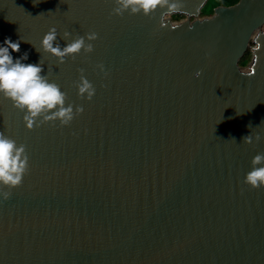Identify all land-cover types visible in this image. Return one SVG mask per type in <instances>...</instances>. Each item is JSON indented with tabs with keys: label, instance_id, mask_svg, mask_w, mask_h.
I'll return each instance as SVG.
<instances>
[{
	"label": "water",
	"instance_id": "water-1",
	"mask_svg": "<svg viewBox=\"0 0 264 264\" xmlns=\"http://www.w3.org/2000/svg\"><path fill=\"white\" fill-rule=\"evenodd\" d=\"M208 1L115 15L116 0H0V42L20 38L13 57H41L84 109L28 129L0 96V132L29 157L0 185V264H264V187L244 182L264 153V0L200 16ZM53 26L61 47L96 32L93 51L38 52Z\"/></svg>",
	"mask_w": 264,
	"mask_h": 264
},
{
	"label": "clouds",
	"instance_id": "clouds-1",
	"mask_svg": "<svg viewBox=\"0 0 264 264\" xmlns=\"http://www.w3.org/2000/svg\"><path fill=\"white\" fill-rule=\"evenodd\" d=\"M166 3V0H116V7L113 8L115 15H123L125 11L148 15L158 4ZM170 10H174L176 5H170ZM71 33L65 31L62 39L65 40L61 47L58 42V33L53 26L40 40V48L33 47L41 53H49L57 58L58 64H63L66 57L84 52H92L93 43L98 38L96 32L78 36L69 40ZM20 41L13 40L6 36L0 42V96L12 101L13 106L23 112L25 126L32 129L35 125L39 127L46 121H59L61 126L68 125L76 115L84 111L83 106L66 104V93L54 81L49 79L48 70L45 72L41 57L36 63H28L29 53L27 50L19 56L13 57V53L20 52ZM101 71L103 64L99 65ZM83 73V69L80 70ZM201 73L197 71L196 75ZM78 89V94L91 100L95 94V88L83 75L79 81L74 82ZM86 93V95H85ZM259 140V134L256 135ZM245 143H252L253 136L248 134L242 138ZM29 157L26 147L23 144L17 145L11 137L0 132V185L9 188L22 183L23 175L28 170ZM252 168L246 173L244 182L253 188L264 187V153H257L252 159ZM259 165V166H258ZM10 191L0 192V197L4 200L10 196Z\"/></svg>",
	"mask_w": 264,
	"mask_h": 264
},
{
	"label": "rangeland",
	"instance_id": "rangeland-1",
	"mask_svg": "<svg viewBox=\"0 0 264 264\" xmlns=\"http://www.w3.org/2000/svg\"><path fill=\"white\" fill-rule=\"evenodd\" d=\"M219 3H223V4H228L225 3V2H221V1H218V0H209L208 3L203 7V10L201 12V15L200 16H210L214 13L215 9L219 6V5H222V4H219ZM170 18L175 21V22H178V21H181V20H185L186 19V16L185 15H181V14H173L170 16ZM251 53H247L246 57L241 61V65L242 66H247L248 63L250 62L251 60Z\"/></svg>",
	"mask_w": 264,
	"mask_h": 264
},
{
	"label": "trees",
	"instance_id": "trees-1",
	"mask_svg": "<svg viewBox=\"0 0 264 264\" xmlns=\"http://www.w3.org/2000/svg\"><path fill=\"white\" fill-rule=\"evenodd\" d=\"M218 1L225 2V3L228 2V4L219 3V4H222V5H231V4L236 3L238 0H218Z\"/></svg>",
	"mask_w": 264,
	"mask_h": 264
},
{
	"label": "flooded vegetation",
	"instance_id": "flooded-vegetation-1",
	"mask_svg": "<svg viewBox=\"0 0 264 264\" xmlns=\"http://www.w3.org/2000/svg\"><path fill=\"white\" fill-rule=\"evenodd\" d=\"M251 53V52H250Z\"/></svg>",
	"mask_w": 264,
	"mask_h": 264
}]
</instances>
